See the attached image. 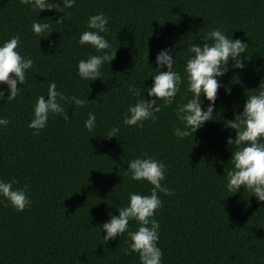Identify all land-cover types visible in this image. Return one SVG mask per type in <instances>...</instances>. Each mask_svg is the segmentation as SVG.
<instances>
[{"label":"trees","instance_id":"16d2710c","mask_svg":"<svg viewBox=\"0 0 264 264\" xmlns=\"http://www.w3.org/2000/svg\"><path fill=\"white\" fill-rule=\"evenodd\" d=\"M50 2L53 9L37 13L20 0H0V41L19 35L17 50L34 62L25 83L17 85L21 93L0 99V117L9 120L0 126V179H15L14 188L27 184L31 201L22 211L0 203V264H140L136 253L124 252L126 233L103 241L99 225L117 214L130 192L148 194L150 184L125 173L127 161L143 154L164 162L161 183L172 190L157 193L162 264H264V202L242 187L233 194L224 188L234 149L226 138L235 135L224 120L234 119L246 96L264 85V0H76L71 8L61 5L62 25L52 23L62 15L55 9L60 0ZM97 12L108 17L104 35L117 48L101 77L86 81L77 76L76 62L95 50L77 39ZM36 19L54 31L37 38L31 31ZM212 28L248 45L239 58L243 69L230 68L219 78L214 119L192 138L172 135L180 126L176 103L187 95L181 83L172 104L158 101L155 121L123 125L122 115L136 99L128 88L151 85L146 76L156 67L157 52L169 48L183 75L188 45L201 43ZM51 81L65 96L89 101L68 106V120L50 115L34 135L27 127L32 105ZM89 112L96 116L93 132L83 126ZM111 126L119 128L116 137L98 134ZM137 226L129 221L131 230Z\"/></svg>","mask_w":264,"mask_h":264},{"label":"clouds","instance_id":"9594fccd","mask_svg":"<svg viewBox=\"0 0 264 264\" xmlns=\"http://www.w3.org/2000/svg\"><path fill=\"white\" fill-rule=\"evenodd\" d=\"M75 2L76 0H60L55 9L62 15L52 23L62 25L66 16L59 10L61 5L64 8H71ZM20 3L37 10L38 13L39 10L53 9L51 4L54 2L20 0ZM40 21L41 19H36L31 24V31L37 38L54 31L52 25ZM107 32L108 17L103 12L88 16L85 30L79 34L77 44L87 45L95 51L76 62V74L81 80L91 81L100 78L102 65L114 59L117 47L112 49L104 35ZM19 44V35L0 41V84L6 86L0 88L2 100L11 101L21 93V88L17 85L25 83L26 71L31 69L34 63L31 57L20 54L17 50ZM247 46L240 39H233L224 34L220 28H212L201 37V43L188 45L189 55L183 64V75L175 69L171 50L160 49L154 58L155 69L149 66L153 71L146 76V78L151 76V85H143V89L129 86V93L136 99L127 106L121 123L140 127L145 120L155 121V113L160 111L158 101H162L165 106L172 104L181 83H184L187 95L182 101H177L174 109L180 126L172 129V135L179 139L188 136L192 138L193 133L202 127L204 122L214 119L216 95L221 87L219 78L230 68L243 69L244 64L239 58ZM229 60L232 61L231 64ZM254 90L246 96L242 111L235 114L234 119L224 120L226 127L235 130L234 137L226 138L227 144L234 146V149L231 150L228 160L230 167L224 173V188L233 194L242 187L248 196H254L258 201L264 202V85L259 83ZM142 91L147 93L148 99L144 98ZM224 91L225 94H230L231 88L226 87ZM88 101L85 96H65L63 92L57 91L55 81H51L47 86L46 95H39L32 105L31 119L27 127L33 129L34 135H38L39 131L46 127L50 115H60L68 120L66 111L68 106L80 108ZM8 124L9 120L6 117H0V126L6 128ZM83 126L88 132L96 129V116L93 112L87 114ZM118 132V127L111 126L98 134L107 139L116 137ZM126 164L125 173L131 180H143L152 187L148 194L130 192L126 204L117 207V214L110 215L99 225L100 231L104 233L101 238L108 241L126 233L125 254L136 253L140 264H162V252L157 245L160 225L154 216L155 210L162 206L157 193L172 194V190L161 183L165 178L166 165L162 160L148 154L136 156ZM16 183L15 179L7 181L0 179V203L11 206L16 211H22L31 202L26 194L29 186L25 184L21 188H14L13 185ZM129 221L137 223L135 230L129 228Z\"/></svg>","mask_w":264,"mask_h":264}]
</instances>
